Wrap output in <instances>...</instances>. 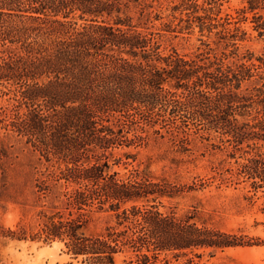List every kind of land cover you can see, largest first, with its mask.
<instances>
[{
    "label": "trees",
    "instance_id": "trees-1",
    "mask_svg": "<svg viewBox=\"0 0 264 264\" xmlns=\"http://www.w3.org/2000/svg\"><path fill=\"white\" fill-rule=\"evenodd\" d=\"M161 1L0 0V98H8L0 102V178H7L17 147H28L48 162L64 165H51L49 175L57 184L76 187L68 193L67 205L77 210L69 218L42 211L37 231L21 227L5 233L0 227V236L65 242L85 264H117V256L128 250L135 252V264H150L167 252L188 255L250 245L242 236L200 225L195 212L163 213L149 205L173 195L175 186L139 170L128 178L107 172L115 150L147 142L156 125L182 148L193 127L232 137L238 145L264 141L262 66L226 64L216 54L211 59V48L190 60L176 49L165 54L163 34L146 26L149 10ZM178 1L172 16L186 14L180 20L186 21L185 29L198 24L201 32L213 33L217 28L211 10L199 0ZM249 4L252 12L264 10V0ZM133 6L145 23L126 15ZM246 10L235 25L246 20ZM224 20L221 39L228 38L226 26L232 25L230 15ZM253 20L264 38V15L255 13ZM246 35L236 26L230 38L243 41ZM257 79L262 86L243 89ZM257 144L242 171L255 189L264 187V154L257 152ZM46 187L44 181L41 190ZM95 206L115 212L123 229L87 235L86 208Z\"/></svg>",
    "mask_w": 264,
    "mask_h": 264
},
{
    "label": "rangeland",
    "instance_id": "rangeland-1",
    "mask_svg": "<svg viewBox=\"0 0 264 264\" xmlns=\"http://www.w3.org/2000/svg\"><path fill=\"white\" fill-rule=\"evenodd\" d=\"M206 1L208 0H199L198 3L211 10L208 13H212L214 23L218 24L213 33L201 32L198 24L193 29H185L186 21L180 20H186V14L177 13L176 19L172 16V7L179 4L178 0L155 3L154 8L149 10L152 18L146 26L151 31L163 34L161 42L165 54L176 49L190 60L209 52L211 48V59L216 54L226 64L260 65L264 76V65L260 61L264 60V38L254 29L256 24L253 20L255 13L264 15V10L250 11V0H215L213 5L205 3ZM244 9H247L246 20L235 25ZM126 15L134 17L135 23H145V20H139L138 9L134 6ZM200 15H205L204 10L200 11ZM228 15L232 17V25L226 26L230 34L226 33L227 39H221L224 35L221 24L225 23L224 19ZM167 25L177 32L166 31ZM236 26L247 32L243 41L234 42L230 38ZM238 35L240 38L242 33ZM234 43L238 44V50L233 47ZM249 58L252 60L249 61ZM262 84L258 79L253 80L244 83L243 89H252ZM7 99L0 98V102L5 104ZM160 127L156 125L154 129L147 128L149 138L142 145L115 150L107 172H118L120 177L128 178L134 170H139L156 182L175 186L173 195L164 196L149 205H156L163 213L174 211L184 215L195 212L200 225L242 236L244 242L250 245L224 250H197L188 255L167 252L162 253L158 259L152 258L150 264H186L189 260L193 264H264V187L255 189L252 186L253 180L242 173L243 166L256 153L253 150L255 143L259 146L257 152L264 154V150H260L264 141L238 145L232 137L203 130L196 132L193 127L188 138L189 144L182 148L179 144H174ZM159 129L162 135L154 134V130ZM133 134L129 136L132 138ZM59 164L61 163L56 160L48 162L28 147H17L7 178H0V227L5 233L9 230L18 232L21 227L30 233L37 231L42 211L50 214L59 212L64 218H69L71 213L76 215L77 210L67 205L68 193L76 187L64 181L57 184L49 175V172L54 171L51 165L64 168L63 164ZM44 181L49 186L46 191L41 190ZM138 205L142 206L143 203ZM131 206L129 204L127 208ZM86 209L89 219L85 228L87 235L105 233L109 227L123 229V226H119L116 213L108 208L101 210L95 206ZM57 244L62 246L57 247ZM45 249L53 251L55 264H61L63 257H69L66 264H85L83 257L75 258L71 254L65 242L45 243L32 241L30 237L19 241L4 236H0V264H31ZM148 254L153 256L152 253ZM136 260L132 250L117 256V264H128L131 261L135 264ZM43 264H53V256L44 258Z\"/></svg>",
    "mask_w": 264,
    "mask_h": 264
},
{
    "label": "clouds",
    "instance_id": "clouds-1",
    "mask_svg": "<svg viewBox=\"0 0 264 264\" xmlns=\"http://www.w3.org/2000/svg\"><path fill=\"white\" fill-rule=\"evenodd\" d=\"M10 220H11V217H10ZM62 245L60 244H57V247H61ZM48 256H53V264H55V257H54V253L52 250H48V249H45L44 251L40 252L38 254V256L33 260L31 261V264H43V259L48 257ZM69 259V257H63L61 259V264H66V261Z\"/></svg>",
    "mask_w": 264,
    "mask_h": 264
}]
</instances>
